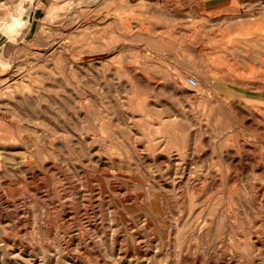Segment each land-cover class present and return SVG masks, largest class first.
Listing matches in <instances>:
<instances>
[{
	"label": "rangeland",
	"instance_id": "374dc122",
	"mask_svg": "<svg viewBox=\"0 0 264 264\" xmlns=\"http://www.w3.org/2000/svg\"><path fill=\"white\" fill-rule=\"evenodd\" d=\"M0 117V264H264V0H0Z\"/></svg>",
	"mask_w": 264,
	"mask_h": 264
},
{
	"label": "bare ground",
	"instance_id": "6f19581e",
	"mask_svg": "<svg viewBox=\"0 0 264 264\" xmlns=\"http://www.w3.org/2000/svg\"><path fill=\"white\" fill-rule=\"evenodd\" d=\"M226 2V1H225ZM224 2V3H225ZM201 8V7H200ZM236 15V14H235ZM230 18V17H229ZM238 20H239V18H237ZM236 19V20H237ZM252 19V18H251ZM228 20V19H227ZM231 20V19H230ZM235 20V19H234ZM258 21V20H257ZM22 23V20L20 19V18H18V17H15L14 18V22L12 23V24H9L8 26H7V28L8 29H12L14 26H16L17 24H21ZM257 26H258V24H257ZM257 26H255V28L257 27ZM243 32V31H242ZM245 32V31H244ZM249 34H251V33H249ZM253 34V33H252ZM244 35V34H243ZM243 35H241V37L243 36ZM247 35V34H246ZM260 35V34H259ZM252 36V35H251ZM261 36V35H260ZM259 37V36H258ZM257 37V38H258ZM261 37H263V35L261 36ZM252 38V37H251ZM225 39V38H224ZM228 39H230V38H228ZM233 39V38H232ZM248 39V38H247ZM253 39V38H252ZM231 40V39H230ZM240 40V39H239ZM238 39L235 41V42H237V41H239ZM246 40V38L244 39V41ZM247 41H249V40H247ZM225 42V41H224ZM232 42V41H231ZM242 43V42H241ZM227 44V43H226ZM223 45H225V44H222L221 46H223ZM234 45V44H233ZM228 46V45H227ZM249 46V45H248ZM186 47V46H185ZM230 47V46H229ZM214 48V47H213ZM227 48V47H226ZM207 50V49H206ZM213 50V49H212ZM214 51V50H213ZM216 51V50H215ZM217 51H219L218 49H217ZM208 52V51H207ZM212 52V51H211ZM191 53V52H190ZM211 54V53H210ZM212 55V54H211ZM204 56V55H203ZM218 56V55H217ZM80 58V57H79ZM221 58V57H220ZM202 60V59H201ZM216 60V59H215ZM214 60V61H215ZM196 62V61H195ZM205 62V61H204ZM192 63V62H191ZM154 67H155V65H154ZM159 69V68H158ZM235 80V79H234ZM225 81V80H224ZM138 82L140 83V85L141 86H144V87H151V88H153L154 90H158V81L156 82V81H154L153 83H156V85L155 86H152V84L150 85L148 82H145L144 81V79L143 78H141V77H139V80H138ZM239 82V81H238ZM229 83V82H228ZM240 84H242V83H240ZM18 87V89L21 91V93L23 94L24 93V88H25V86L22 84V83H17L16 85H14V86H11V85H8V88L9 89H12V88H17ZM23 108L24 109H26V111H23V110H21V111H23L24 112V115H23V119H25L26 121H28V123H27V126L28 127H30V128H33V129H40L41 127H42V125H43V122H41V121H38V119L40 118V116H39V113H41V110H39V111H36L37 110V108L36 107H34V106H28V105H25V106H23ZM19 114V113H18ZM17 114V115H18ZM146 114V113H145ZM5 118H3L2 117V119H6L5 121H7V122H12L13 123V121H14V119L16 118V114H15V112H14V114H12V113H7V112H5ZM1 118V117H0ZM12 125V124H11ZM5 126V125H4ZM18 126V125H17ZM164 127V126H163ZM17 128V127H16ZM12 129V128H11ZM6 130H8V129H6ZM169 132V131H168ZM10 134H12L11 132H10ZM17 134V133H16ZM166 134V133H165ZM15 135V134H14ZM13 135V136H14ZM17 136H19V135H17ZM168 136V135H167ZM18 137H15V139H17ZM3 139V141L6 139L7 141L9 140V139H12L10 136H5V137H3L2 138ZM1 139V140H2ZM14 138H13V140H15ZM19 140H22V138L21 139H19ZM5 142V141H4ZM1 143H2V141H1ZM231 191H233V194H235L234 193V190H232V189H230ZM230 191V192H231ZM229 193V192H228ZM233 194L231 193V196L232 197H234L233 196ZM235 198V197H234ZM204 221H206V220H204ZM201 225H204V223H202V222H199V221H194V222H192V224H191V227H190V230L189 231H191V232H195V233H197V232H200L201 231ZM180 228L178 227V229L177 230H179Z\"/></svg>",
	"mask_w": 264,
	"mask_h": 264
},
{
	"label": "crops",
	"instance_id": "0c3cea01",
	"mask_svg": "<svg viewBox=\"0 0 264 264\" xmlns=\"http://www.w3.org/2000/svg\"><path fill=\"white\" fill-rule=\"evenodd\" d=\"M235 1L237 0H198L199 3H203V8L209 12L226 10L232 7Z\"/></svg>",
	"mask_w": 264,
	"mask_h": 264
},
{
	"label": "built area",
	"instance_id": "2783aa9c",
	"mask_svg": "<svg viewBox=\"0 0 264 264\" xmlns=\"http://www.w3.org/2000/svg\"><path fill=\"white\" fill-rule=\"evenodd\" d=\"M188 83H189L190 86H192L194 88L199 86L198 81L195 78H193V77H190L188 79Z\"/></svg>",
	"mask_w": 264,
	"mask_h": 264
}]
</instances>
